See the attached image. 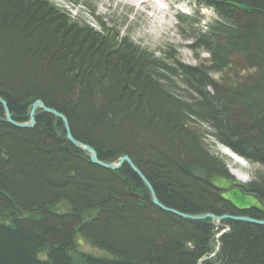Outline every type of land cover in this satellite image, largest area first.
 <instances>
[{
	"label": "trees",
	"instance_id": "trees-1",
	"mask_svg": "<svg viewBox=\"0 0 264 264\" xmlns=\"http://www.w3.org/2000/svg\"><path fill=\"white\" fill-rule=\"evenodd\" d=\"M194 1L214 15L198 31L177 17L188 49L209 54L198 66L46 0H0V99L11 120L27 122L41 102L99 162L128 157L163 207L127 164H93L55 116L37 109L32 128H17L0 106V264H264V226L224 220L215 231L210 219L176 215L264 220L220 201L204 179L229 177L210 138L259 166L244 191L264 205V0ZM235 62L247 75L231 84Z\"/></svg>",
	"mask_w": 264,
	"mask_h": 264
},
{
	"label": "rangeland",
	"instance_id": "rangeland-1",
	"mask_svg": "<svg viewBox=\"0 0 264 264\" xmlns=\"http://www.w3.org/2000/svg\"><path fill=\"white\" fill-rule=\"evenodd\" d=\"M51 2L55 7L61 9L66 14H72L73 17L87 23L95 30L99 29V22L103 23L107 28L119 33L120 36L127 37L132 43L145 49L148 52H153L157 56H162L163 52L170 51L171 55L178 63L187 66H198L208 60L209 54L202 50L191 51L188 49L191 40L187 39V34L182 35L185 25L180 24L177 17L188 16L187 21L191 22L192 29L198 31L203 29L206 24L214 20V15L208 9L199 6L194 0H162L158 2V6L165 8V17L161 21L165 24L162 29L155 30L158 23L154 24L153 21L139 13L135 12V8L127 3H120L119 0H46ZM149 12H147L148 16ZM160 31V32H159ZM163 57V56H162ZM234 63L233 69L228 71L226 80L228 83H240L247 75L243 72L241 66ZM218 76L213 75L212 78L217 79ZM177 88L180 89V84L177 79L171 80ZM205 132L209 129L203 125ZM211 153L217 155L219 159L224 162L226 170L233 171L237 174L244 176L245 181L249 182L251 178H255V171H258L259 166L244 162V167L235 163L228 155L229 149L216 144L210 138L205 141ZM236 155V154H235ZM238 157V156H237ZM240 159V158H238ZM261 171V170H260ZM240 179L241 176H236ZM229 175V174H228ZM230 176V175H229ZM203 214L201 216H204ZM253 219V218H252ZM255 220H260L255 218ZM199 221V220H197ZM216 225V222H213ZM215 230H217L215 228ZM219 234L217 235V237ZM216 238V236H215ZM81 251L86 254L100 255L101 253L91 248L89 245L82 244ZM216 251V249L214 250Z\"/></svg>",
	"mask_w": 264,
	"mask_h": 264
},
{
	"label": "water",
	"instance_id": "water-1",
	"mask_svg": "<svg viewBox=\"0 0 264 264\" xmlns=\"http://www.w3.org/2000/svg\"><path fill=\"white\" fill-rule=\"evenodd\" d=\"M0 106L3 109L6 122L9 124H12L13 126L17 128H32L34 126V116L35 111L37 109H41L43 113L50 114L61 120L65 134H66V140L73 145L75 148L81 150L84 153H87L90 161L100 166L104 169H110V170H116L118 169L123 163L127 164L134 173L138 175L141 182L145 185V187L148 189V192L150 194L151 202L153 205L160 207L163 209V207L157 202L156 197L154 195L153 189L151 188L150 184L147 182V180L143 177V175L136 170V168L132 165V163L129 161L127 157H121L120 161L118 162V165H112L109 163H102L97 160L96 154L89 146L83 145L77 141H75L72 138L71 132L69 130L67 121L65 118L57 113L54 110L47 109L44 107V105L41 102H35L32 104L31 109L29 111V119L25 123H16L11 120V116L8 112V109L6 107L5 102H3L0 99ZM205 182L215 191L218 192V198L222 201L227 203L230 207H232L237 212H248V211H256L259 214L264 213V205L257 199L256 196L244 192L245 183L239 180L236 177H233V179L228 180L224 178L223 176L215 175L212 173H208L205 176ZM174 213V212H173ZM176 214V213H174ZM177 216L188 219V220H205L210 219L213 222H216L217 224L224 220H230L233 222H242L247 224H253V225H261L264 226V220H255L249 217H243V216H231V215H223L220 217H216L210 214H206L204 216H189V215H182V214H176ZM79 245H82V242H78Z\"/></svg>",
	"mask_w": 264,
	"mask_h": 264
},
{
	"label": "bare ground",
	"instance_id": "bare-ground-1",
	"mask_svg": "<svg viewBox=\"0 0 264 264\" xmlns=\"http://www.w3.org/2000/svg\"><path fill=\"white\" fill-rule=\"evenodd\" d=\"M120 3H127V4H130L132 7L135 8V12L136 13H139L145 17H148L150 18L154 24H157L158 23V27L155 28V30L157 31L158 29H162V26H165V24L161 21V19H163V17H165V11L166 9L165 8H162L160 6L157 5V3H155L156 1L155 0H119ZM158 2H162V0H158ZM163 3V2H162ZM147 12H149L148 16L147 15ZM160 32V31H159ZM192 39V38H191ZM227 153V155L235 162V163H238L240 164L241 166L244 167V162L241 160V159H238V157L236 155H234L231 151H227L225 152ZM87 154V153H86ZM88 156V155H87ZM126 157V156H124ZM128 158V157H127ZM121 158H119V160L116 162V163H112V165H118V162L120 161ZM124 164V163H123ZM122 164V165H123ZM121 165V166H122ZM120 166V167H121ZM119 167V168H120ZM118 168V169H119ZM117 170V169H116ZM231 173H233L234 175L236 176H241L239 178H241V181L242 182H246V178L242 175H240L239 173L237 174L236 172H233L231 171ZM224 178L228 179V180H231L233 179L232 176H229V177H225ZM240 180V179H239ZM215 191V190H214ZM217 192V191H215ZM218 194V192H217ZM217 198H218V195H217ZM219 199V198H218ZM220 200V199H219ZM221 201V200H220ZM227 204V203H226ZM211 215V214H210ZM220 217V216H219ZM258 225V224H257ZM215 249L216 251H214V253L212 254L211 257H214L215 256V253L218 251L219 249V242H218V239L215 238Z\"/></svg>",
	"mask_w": 264,
	"mask_h": 264
}]
</instances>
